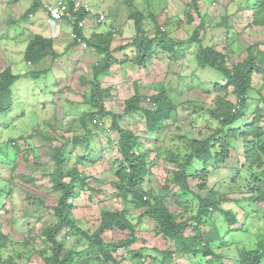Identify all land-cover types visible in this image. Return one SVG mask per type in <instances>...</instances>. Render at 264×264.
I'll return each instance as SVG.
<instances>
[{"label":"rangeland","instance_id":"374dc122","mask_svg":"<svg viewBox=\"0 0 264 264\" xmlns=\"http://www.w3.org/2000/svg\"><path fill=\"white\" fill-rule=\"evenodd\" d=\"M21 1L18 9L30 6L27 1L22 5ZM53 1L55 0H50ZM85 1L93 3L96 10H107L111 5H117L113 8L117 9L119 17L113 16L112 12L115 9L108 10L106 19L97 27L100 30L98 32L112 30L115 33L112 37H116V41L121 43L119 46L126 45L127 48L115 55L117 57L111 64L110 70L99 77L101 86L108 88L103 101L107 110L121 115L120 121L118 120L120 126L129 128L140 136L136 151L146 154V160L151 163L150 180L148 185L144 184V187L153 188L160 193L171 171L184 159L186 143L182 135L207 137L215 130L218 122L212 118L207 109L213 106L216 96L224 94L222 90L214 87L217 84H224V77L210 67L198 66L196 60L198 44L195 41L179 48L176 45L174 47L176 49L169 51L159 47L161 44L157 41L153 43L151 59L143 67L135 64L133 58L136 55V48L128 45L136 35L133 20L128 17L130 10L128 5L131 6V0ZM240 2L242 1L134 0L136 8L131 6V9H139L143 13V31L149 37H153L156 33L150 13L154 14L161 31L167 34V40L169 38L186 40L199 28L198 36L201 38V44L221 51L225 56L226 66L230 68L233 64L245 60L248 53L246 50L251 46L254 53L256 49L264 52V26L250 25L248 11L244 12L243 7L240 8ZM25 10L26 8L23 12ZM0 14L2 21L3 17L10 15V11L4 12L1 9ZM225 15H227V25H221L220 21ZM20 20L25 21V18ZM201 21L204 22V27L200 25ZM24 24L18 23L20 27ZM8 25L6 32L19 31L16 22L14 26L11 23ZM113 25H116L115 28L111 27ZM64 31L68 32L69 27L66 26ZM16 40L19 46L6 38L0 39V71L10 66L14 74L24 75L12 86L13 105L8 111L0 114V230L6 234L7 239L2 255L11 256L14 259L13 264H47L45 257L50 255L49 247L43 246L41 239L36 236L43 228L54 223L52 207L59 196L52 189V181L48 175V171L53 169L49 155L52 154L54 146L59 145L60 142L72 138L74 134L85 133L79 117L83 112L92 109L88 100L83 98L90 93L92 68L100 60V55L90 47L82 49L79 55H62L50 65L47 74L43 73L34 79L29 72L43 71L49 68V64L40 61V63L36 61L33 65L28 64L24 56L21 57L26 42H23L22 35H16ZM115 44L118 43L114 42L113 45ZM113 51L116 52L115 49ZM81 77L85 79L84 82H81ZM252 86L255 89L250 91L252 99L248 100L246 116L236 125L240 130L247 122H251V112L260 108L262 109L260 123L264 129L263 74L253 73ZM136 90L147 97L164 91L175 105L168 119L161 121V128L157 131H145V119L140 112L128 115L122 113L125 100ZM231 90L232 87L228 86L226 99L236 104L237 99ZM258 90H261V95L257 93ZM142 104L149 108L156 106L148 98L143 99ZM110 122L107 116L101 120L104 131L93 128L95 133L91 137V142L95 149L89 151L91 161L76 164L80 170L85 171L89 183L82 187L77 185L72 209L74 218L80 227L92 233L100 224L101 211L104 208L127 209L129 219L135 226L137 239L127 251L119 249L113 254L121 260V264H160L163 250L164 252L173 250L172 243L163 234L157 232L158 228L153 219L147 216L140 217L139 209H135L129 200L115 194L117 189L112 181L116 179V167H112V164L116 159H121V153L116 146V132L107 130ZM97 123L101 125L95 122ZM29 135L33 137L27 138ZM20 136L22 138L17 139ZM14 139L17 140L18 151L12 145ZM229 145L227 150L229 155L217 165L218 167L214 168L211 164L204 166L201 161L195 159L190 171L201 173L205 168L211 177L207 188L213 187L218 192H225L230 200L242 198L240 204L223 203L225 209L234 208L233 212L238 218L235 225H228L224 216L217 213L212 216L204 215L200 219L203 230L208 229L212 224H216L219 228L220 238L212 243L213 251L222 255L225 264H238V250L255 247L264 237V207L261 202L251 203L247 199L254 185L243 180L248 179L249 176L248 170L241 168L245 161L243 138L236 134L229 139ZM68 149L66 167L72 166L76 157L83 156L88 146L87 143L82 142ZM238 168L241 169L239 177L231 182L234 171ZM198 176L200 182L202 178ZM88 185L95 191L91 192ZM170 189L178 191V187L173 183ZM172 192L164 200L178 218L195 214L198 209L196 195L189 192L188 196L182 198L183 203L176 205ZM178 194L181 192L179 191ZM193 223L196 224L195 221ZM188 230L191 229H187V234L190 233ZM34 236L35 239H32ZM128 236V229L117 227L106 229L101 233L106 243L117 242ZM60 238H64L62 233ZM88 244L85 238L68 234L64 249L74 246L77 250H85ZM43 247L47 251L45 257L39 255ZM140 248L144 249L139 256H134L133 252H130ZM95 255L96 250L93 248L88 262L85 260L81 262L95 264L92 260ZM173 258L175 264L206 262V257L201 253H191L188 257L175 254ZM169 263L171 264V261Z\"/></svg>","mask_w":264,"mask_h":264},{"label":"trees","instance_id":"16d2710c","mask_svg":"<svg viewBox=\"0 0 264 264\" xmlns=\"http://www.w3.org/2000/svg\"><path fill=\"white\" fill-rule=\"evenodd\" d=\"M193 1L195 2L196 0ZM241 1L240 8L243 7L244 12L248 11L249 24L264 26V0ZM37 4L39 5L41 2L38 0ZM128 6L130 7L129 17L133 20L136 30L135 37L128 44L136 48V55L133 58L135 64L143 67L151 59L153 43L157 41L161 44L159 47L167 51L172 50L176 45L179 48L195 41L198 44L196 51L198 66L200 68L210 67L223 75L225 83L217 84L214 87L217 90H222L224 94L216 96L213 106L207 109L218 124L215 130L207 137H194L192 134H188L187 137L182 135L186 143L184 159L178 162L171 171L160 193L153 188L145 189L144 184L148 185L150 180L151 163L146 160V154H140L136 151L140 136L135 134L133 130L120 126L119 117L121 115L105 108L103 96L108 93V88H103L98 79L100 75L110 70L111 64L115 61L112 56L113 49L110 47L113 32L110 30L106 33L92 34L87 39V44L95 53L100 55V60L92 68L90 93L86 98H83V100H88L92 109L83 112L79 117L85 133L83 135L74 134L72 138L60 142L59 145L54 146L52 154L49 155L50 160L53 162V169L48 171V175L52 181V189L59 196L52 207V214L55 218L54 223L43 228L40 234L36 236L41 239L43 246L49 247L50 255L45 257V253H47L45 247L42 248L39 255L45 257L47 264H88L82 263L81 260L88 262L91 258L89 256L90 252L94 248L96 255L92 259L94 260L93 263L121 264V260L117 259L113 254L114 251L119 249L127 251L129 246L137 239L135 226L129 219L128 211L125 208L114 210L104 208L101 211L100 224L92 233L80 227L72 212L77 185L82 187V185L89 183L87 182L88 177L85 171L80 170L76 164L91 161L89 151L95 149L91 142V137L95 133L93 128L96 130L103 129L104 131V124L103 126L102 124H95L93 119H97L96 122H98L109 116L111 122L107 130L116 132V146L121 153V159H116L114 164H112V167H116V179L112 181V184L117 189L115 194L120 195L122 199L129 200L135 209H139L140 217L147 216L153 219L158 228L157 232L163 234L172 243L173 250L169 249L167 252L163 250V259L160 264H168L170 261L171 264H175L173 262L175 254L180 255V257H188L191 253L203 254L206 257L205 264H225L222 255L215 253L212 247V243L217 242L220 238L219 228L216 224H212L208 229L203 230V224L200 219L204 215L222 214L228 225L232 224L233 226L238 220L237 215L233 212L234 208L225 209L223 203L240 204L242 198L240 200H230L225 192H218L213 187L207 188L208 182L211 180L209 171L204 168L201 173L191 172L190 167L195 159L201 161L204 166L211 164L214 165V168L218 167L217 165L226 160L229 155L227 151L230 146L229 139L237 134L244 140L245 161L241 168L248 170L249 173L248 179L243 180L254 185V189L251 190V194L247 199L251 203L261 202L264 207V169H262L264 168V129L260 123L262 109L252 111L251 122H247L241 130L236 127L240 119L243 120L246 116L248 100L252 99L250 91L255 89L252 86L253 73L259 72L264 77V52L256 49L254 53L252 51L253 46H251L246 50L248 53L245 60L228 68L225 64V56L221 51L212 46H203L201 44V38L198 36L199 28L195 30L194 35L189 36L186 40H173L171 38L167 40V34L161 31L156 19H154V14L150 13V18L154 20L156 33L153 37H149L143 31V13L139 9H131V6H134V0H131V6ZM34 9L35 4L28 8L24 15H28ZM226 21L227 15L222 17L220 24L227 25ZM200 25L204 27V22L201 21ZM125 46H121L120 49H125ZM255 46L257 47V44ZM47 55H50L52 59H56L58 56L53 50L51 39L35 35L28 41L24 52V58L27 62L35 63ZM43 73H46V71L32 70L29 75L37 79ZM21 77H24V75L13 74L8 68L0 71V114L8 111L13 105L12 86ZM228 86L232 87L231 91L237 99L236 104L226 99ZM257 93L261 95V90H258ZM145 98H148L156 106L154 108L144 106L142 100ZM174 107L172 100L169 99L164 91L147 97L136 90L131 97L125 100V107L122 113L128 115L140 112L145 119V131L152 132L161 128V121L168 119L169 113ZM28 137L31 138L33 136L29 135ZM20 138L22 136L17 139ZM13 141L12 145L18 151L17 140L14 139ZM82 142L87 143L88 150L85 151L83 156L76 157L72 166L66 167L68 148L75 147L77 143ZM240 170L238 168L234 171L231 182L236 177H239ZM198 175L202 178L200 182ZM196 178L198 181H196ZM172 183L176 184L178 191L170 189ZM88 188L91 192L95 191L90 185H88ZM179 191L181 194H178ZM171 192L176 205H181L183 203L182 198L188 196L189 192L192 195H196L198 198V209L195 214L186 218H178L168 208L164 200ZM194 221L196 224L193 223ZM114 227L128 229L129 236L117 242L106 243L101 237V233ZM188 228L191 230H188L190 233L187 234ZM61 233L64 238H60ZM68 234H75L80 238H85L89 243L87 249L77 250L73 246L65 250V239ZM32 239H35V236ZM6 243V234L0 230V264H13L14 259L11 256L3 257L2 255V250ZM143 249L140 248L137 251L133 250L130 252H133L134 256H139ZM122 252H120V255ZM237 259L238 264H264V237L258 241L255 247L238 250Z\"/></svg>","mask_w":264,"mask_h":264},{"label":"crops","instance_id":"0c3cea01","mask_svg":"<svg viewBox=\"0 0 264 264\" xmlns=\"http://www.w3.org/2000/svg\"><path fill=\"white\" fill-rule=\"evenodd\" d=\"M26 1L28 3H30V6L23 7V9L26 8V10H28V8H30L33 4H35L34 11H31L28 15H26V14L24 15V12L26 10L23 12L22 8L18 9L20 0H0V10L3 9L4 12L6 10L10 11V15L3 17L2 21H1V19H2L1 15L2 14H0V23L1 22L3 23V24H0V39L6 38L7 40H10L11 42H15L16 45H18V41L16 40V35H22L23 42H26V45H27L28 41L31 40L35 35H41L42 37L49 38L52 40V47H53L54 52L58 55L57 58L61 57L62 55H68V56H71L74 54L79 55V53L82 51V48H80L75 42H73V41H71V39H69V36H68L69 31L68 32L64 31V28L66 26L69 27V30H70V28H71L70 25H67L65 22H57V21L51 20L46 13L47 5L55 3L56 0L53 2H50V0H40L41 4H39V5L37 4L38 0H22L21 1L22 5ZM36 4H37V6H36ZM113 6H116V5H111L110 6L111 8H107V10L98 9V11H102L107 15L108 10H112V9L114 10L115 9V11L112 12V14H114L113 16L118 18L119 17L118 11H116L117 9L113 8ZM40 10H42V11H40ZM128 17H129V15H128ZM128 17H127V19L129 20ZM21 18H25V21L20 20ZM15 22H16V27L19 29V31L18 32H8V31L6 32V30L9 28L8 24L11 23L14 26ZM20 22L25 23L24 26L22 25V27H20V25H18V23H20ZM122 23H123V21H122ZM132 25H133V23H132ZM115 26L116 25H113L111 27L115 28ZM31 28H33L34 30ZM95 31H97V32L100 31L97 28L96 24L88 27L84 33L86 34V36H90L91 33L92 32L95 33ZM116 40H117L116 37L113 38L112 48H116L117 46H119L121 44L119 41H116ZM114 42H117L118 44L113 45ZM2 44H3V41H2ZM25 48H26V46L24 47L23 52L21 54L22 58L24 56ZM19 51H20V49L17 50L18 54H19ZM121 51H125V50H121ZM116 53H119V52H116ZM56 59H52L50 55H47L44 58L39 60L40 62H45V63L49 64V68L45 69L46 74L48 73L49 69L51 68L50 65H52V63L55 62ZM28 64H30V63H28ZM33 64L34 63H31L30 65H33ZM6 68L11 70L10 66H8ZM39 68H40V66H39ZM80 80H81V82L85 81V79L83 77H81Z\"/></svg>","mask_w":264,"mask_h":264},{"label":"built area","instance_id":"2783aa9c","mask_svg":"<svg viewBox=\"0 0 264 264\" xmlns=\"http://www.w3.org/2000/svg\"><path fill=\"white\" fill-rule=\"evenodd\" d=\"M47 14L52 20L70 24L72 26L70 38L77 41L81 47H87L85 39L79 34L78 30L85 28L89 16H95L96 14L89 4L82 0H71L70 2L58 0L47 5ZM104 18V14L100 13L98 17H95V20L101 21Z\"/></svg>","mask_w":264,"mask_h":264},{"label":"clouds","instance_id":"9594fccd","mask_svg":"<svg viewBox=\"0 0 264 264\" xmlns=\"http://www.w3.org/2000/svg\"><path fill=\"white\" fill-rule=\"evenodd\" d=\"M40 1V0H39ZM58 1V0H57ZM62 1H67V2H70L71 0H62ZM83 2H86L87 4H89L90 6H91V8L96 12V14H95V16H89V18H88V21L86 22V27L85 28H83L82 30H78V32H79V34H81L82 36H83V38L85 39V41H86V44H87V39L92 35V34H99V33H106V32H97V31H95V33L94 32H92L91 33V35L90 36H86V34L84 33L85 32V30L88 28V27H90V26H93L94 24H96L97 25V27H98V24H100L101 22H103V20H105L106 19V17H107V15L104 13V12H102V11H98V9L96 10L95 8H96V6L93 4V3H89V2H87V1H85V0H82ZM125 4V3H124ZM50 5V4H49ZM116 7H117V5H116ZM26 12V11H25ZM24 12V13H25ZM46 13H47V8H46ZM100 13H102V14H104V16H105V18L103 19V20H101V21H96L95 20V17H98L99 16V14ZM129 13L130 12H128V15H129ZM48 15V14H47ZM49 17V16H48ZM50 18V17H49ZM51 19V18H50ZM131 19V18H130ZM52 20V19H51ZM55 21V20H54ZM57 22H63V21H57ZM66 23V22H65ZM67 25H70V24H68V23H66ZM70 30H69V32H68V36H69V39H71L70 38V31L72 30V26L70 25ZM110 31V30H109ZM112 31V30H111ZM113 35L112 36H114L115 35V33H112ZM113 38V37H112ZM71 41H73V42H75L80 48H82V49H86V48H89V46H88V44H87V47H85V48H83V47H81L80 45H79V43L77 42V41H75V40H72L71 39ZM120 47L121 46H117L116 48H112V49H115L116 50V52H120L121 50H125V49H127V48H125V49H120ZM116 52H112V56H113V58L115 59V57H117V56H115V55H117V54H119V53H116ZM116 53V54H115ZM28 63H30V62H28ZM31 64V63H30ZM111 67V66H110ZM101 76V75H100ZM99 76V77H100ZM35 79V78H34ZM99 79V78H98ZM103 99H104V96H103ZM104 103V102H103ZM154 104V103H153ZM105 106V105H104ZM105 108H106V106H105ZM97 120V119H96ZM96 120H94L93 119V122H96ZM100 124H101V121H98ZM108 127V126H107ZM109 131V130H108ZM116 143H117V140H116Z\"/></svg>","mask_w":264,"mask_h":264}]
</instances>
